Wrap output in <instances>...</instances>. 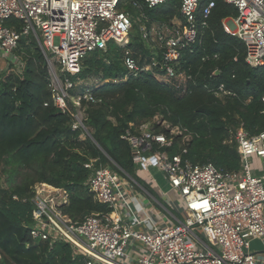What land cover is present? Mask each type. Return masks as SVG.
Here are the masks:
<instances>
[{
  "label": "trees",
  "instance_id": "trees-1",
  "mask_svg": "<svg viewBox=\"0 0 264 264\" xmlns=\"http://www.w3.org/2000/svg\"><path fill=\"white\" fill-rule=\"evenodd\" d=\"M180 8L181 0L154 8L145 0L141 9L126 6L134 22L129 43L112 40L107 49L84 58L79 76L94 73L100 79L91 90L100 102L82 101L88 130L73 129V104L67 111L55 105L48 61L39 41L33 36L20 40L15 55L21 66L11 62L0 71V160L11 166V177H20L9 187L0 177V264H82L83 257H76L69 243L32 238L35 186L64 188L69 200L63 210L73 220L109 213L111 208L91 191L88 180L93 170L86 164L94 159L95 166L110 165L122 175L139 178L131 143L123 136L128 131L139 134L143 124L151 123L169 137L163 120L195 133L185 154L177 137L173 145L163 147L169 155L183 153L193 165L213 163L224 172L239 171L232 132L240 126L253 134L264 130V66L251 67L245 42L225 31L223 20L237 15L233 5L216 0L198 42L183 50L177 70L188 77L185 82L160 80L158 75L165 73L161 64L138 75L125 65L127 51L140 67L154 64L145 56L148 51L138 31L136 18L141 11L151 29L155 22L170 25L181 18ZM18 23L11 19L7 24ZM220 84L237 95L217 96L211 89Z\"/></svg>",
  "mask_w": 264,
  "mask_h": 264
},
{
  "label": "built area",
  "instance_id": "built-area-1",
  "mask_svg": "<svg viewBox=\"0 0 264 264\" xmlns=\"http://www.w3.org/2000/svg\"><path fill=\"white\" fill-rule=\"evenodd\" d=\"M172 1L145 0L149 8ZM203 1L181 0V18H175L169 29L155 32L143 21L145 15L141 11L142 39L159 48L162 62L155 60L153 65L161 64L168 79L185 82L188 78L177 70L183 50L198 42L200 31L208 26L207 19L216 6V0H208L205 5ZM224 1L237 9L235 17L223 20L225 31L245 42L246 62L251 67L264 66V0ZM128 5L141 9V0H0V58L21 66L16 49L23 37L33 36L48 61L55 105L67 111L70 104L80 105L83 100L99 103L91 90L79 94L77 99L70 90L77 86L82 62L89 53L107 49L112 40L120 45L129 43L134 22L126 9ZM11 19L20 24H7ZM119 33L127 34L125 40L117 39ZM125 65L135 75L149 69L140 67L130 51L126 52ZM211 91L219 97L237 95L224 84ZM73 118V129L88 130L81 109L74 110ZM160 123L170 137L148 123L140 127L139 134L128 131L123 138L130 141L137 165L145 170L156 166L167 174L171 187L184 202L183 221L156 225L149 231L134 229L118 213L127 204L121 173L110 165L95 166L97 160L93 159L86 164L93 170L88 183L96 199L111 211L73 220L63 210L69 200L68 192L38 183L33 198L32 238L51 244L69 243L74 255L83 257L82 264H129L126 260L132 241L142 243L146 252L131 264H257L250 245L251 240L264 236V130L253 134L240 126L232 132L240 169L224 172L213 163L193 165L184 159L182 154L187 152L195 133L164 120ZM176 137L184 146L183 153L169 155L162 148L173 145ZM255 156L262 160L260 169L251 162ZM196 228L218 250L200 245Z\"/></svg>",
  "mask_w": 264,
  "mask_h": 264
},
{
  "label": "crops",
  "instance_id": "crops-1",
  "mask_svg": "<svg viewBox=\"0 0 264 264\" xmlns=\"http://www.w3.org/2000/svg\"><path fill=\"white\" fill-rule=\"evenodd\" d=\"M229 19L231 18H227L225 20L227 21ZM170 25L172 27L173 24H170ZM129 41H130V38H129ZM157 49L159 50V48ZM158 52L159 53L157 54V56L153 59L154 61L156 60L160 63L162 62V57H160L161 56L160 50ZM158 78L163 81L171 80L165 76V73L158 75ZM140 170H141L140 172L138 170L139 172L138 175L144 182L143 184L146 185L145 188L147 190V193L151 197L149 198L148 196L146 198L145 197L140 198V199L137 198V195L140 194V191L135 188L134 184L130 185L129 188H131V190L128 189V192H127V189L123 187L124 196L127 201V204L124 208H119L118 213L121 215V217L128 224H130L134 229L141 230V231H149L156 225H163V224L174 225V224H178L180 221H183L185 219V211L178 212L177 210L170 209L171 206L168 207L163 204V202L167 201L171 197L170 192H172L173 195L178 196L176 199H178L177 202H179V204L183 202L178 192L174 188L171 187L170 182L168 181L170 190L165 192L159 186L157 179L151 178V176H147L148 172L146 173V171H149L150 169L145 170L141 168ZM127 178H130L129 181L134 179L128 174L126 175L121 174L122 186H123V181ZM153 198L156 200V202L161 204L162 209L156 208L154 206ZM122 202H123V199L120 200V203ZM174 206H175V203H174ZM184 209H185V206H184ZM195 233L198 235L200 239V242H201L200 245L214 247L216 250H218V247L209 242V240L206 238V236L204 235L203 231L200 228H196ZM250 250L255 255L257 259V264H264V236L261 238H256V239L251 240ZM145 252H146V248L143 246L142 243L138 241H132L128 248V258L126 260L127 263L131 264L132 262L136 261Z\"/></svg>",
  "mask_w": 264,
  "mask_h": 264
},
{
  "label": "rangeland",
  "instance_id": "rangeland-1",
  "mask_svg": "<svg viewBox=\"0 0 264 264\" xmlns=\"http://www.w3.org/2000/svg\"><path fill=\"white\" fill-rule=\"evenodd\" d=\"M137 22L139 23V26H138V31H139V27H140V24H141V20L139 18H136ZM152 31L155 32L156 30H159V29H169V24H159L157 22H155L153 25H152ZM140 32V31H139ZM120 41L122 40H125L126 36L124 35H120L119 36H116ZM129 37V36H128ZM145 46H146V50L148 52L145 53V56H147L148 59H152L154 61L153 58H155L157 56V54L159 53L158 51V47L156 45H154L152 42H146L145 43ZM156 54V55H155ZM154 56V57H153ZM146 58V59H147ZM53 60L55 61V64H56V68L58 71H60V66L59 64L57 63V60L55 58H53ZM12 61L11 60H8V59H3V58H0V71L4 70L5 67L7 65H9ZM144 68H149V69H154V65L153 63H148L144 66ZM100 82V79L98 76H96L94 73H90L87 77L85 78H81V76H79L78 80H77V86L73 89V90H70V93L73 95L74 99H77L78 95L83 93L84 91H87V90H92L93 87L98 84ZM75 106V112H77L79 109L82 110V112L85 114V116L87 115L86 114V106H83L82 103L80 105H74ZM251 162L253 163L254 167L256 168H261V158L255 156L254 158L251 159ZM11 166L6 164L4 161H1L0 160V177L2 178V182L4 183V186L6 187H9L15 183H17L18 181H20V177L19 175L17 176H14V177H11ZM137 168L139 170V172L141 171V166L140 165H137ZM150 169V170H149ZM147 170L149 171H146V173L148 172V175L147 176H151V178H155L158 180V184L159 186L166 192V191H169L170 190V186H169V182H168V177H167V174L162 171L160 168L156 167V166H151L150 168H148ZM138 172V173H139ZM140 178V177H139ZM133 179L131 181L130 178H127L123 181V187L125 189H127V192H128V189L131 190L130 185L131 184H134L135 185V188L137 190L140 191V194L137 195V198H146L149 196V198L151 197L148 193H147V190H146V185L145 184H141L140 183V179ZM128 180V181H127ZM45 190H49L48 188H44ZM171 194V197L163 202L164 205L170 207V209H174V210H177L178 212L181 211V212H184L185 209H184V203L180 201L181 204H179V202H177L178 199H176L178 196L176 195H173L172 192H170ZM153 203H154V206L156 208H160L162 209L161 207V204H159L158 202H156V200L153 198ZM174 203H175V206H174ZM174 206V207H173Z\"/></svg>",
  "mask_w": 264,
  "mask_h": 264
},
{
  "label": "bare ground",
  "instance_id": "bare-ground-1",
  "mask_svg": "<svg viewBox=\"0 0 264 264\" xmlns=\"http://www.w3.org/2000/svg\"><path fill=\"white\" fill-rule=\"evenodd\" d=\"M119 34H122V35H124V36H127V34L126 33H119ZM138 75V74H137Z\"/></svg>",
  "mask_w": 264,
  "mask_h": 264
},
{
  "label": "water",
  "instance_id": "water-1",
  "mask_svg": "<svg viewBox=\"0 0 264 264\" xmlns=\"http://www.w3.org/2000/svg\"><path fill=\"white\" fill-rule=\"evenodd\" d=\"M23 38H25V37H23Z\"/></svg>",
  "mask_w": 264,
  "mask_h": 264
}]
</instances>
